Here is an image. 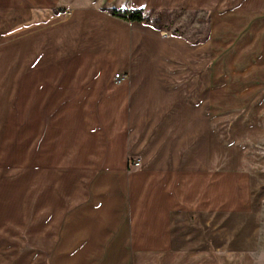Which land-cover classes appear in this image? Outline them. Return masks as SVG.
<instances>
[{
	"label": "crops",
	"instance_id": "1",
	"mask_svg": "<svg viewBox=\"0 0 264 264\" xmlns=\"http://www.w3.org/2000/svg\"><path fill=\"white\" fill-rule=\"evenodd\" d=\"M110 7L264 19L0 0V264H264V21L191 44Z\"/></svg>",
	"mask_w": 264,
	"mask_h": 264
},
{
	"label": "rangeland",
	"instance_id": "2",
	"mask_svg": "<svg viewBox=\"0 0 264 264\" xmlns=\"http://www.w3.org/2000/svg\"><path fill=\"white\" fill-rule=\"evenodd\" d=\"M97 4L98 3H96L94 6H96ZM208 15H207V11L196 12L193 14L182 12V13H179L176 18H173V19L170 18L169 20L171 22H169V24L171 23L172 26L182 25V27L184 28V30L182 31L184 32L186 36H192V35L193 36H206L205 42H207L210 39L212 31L214 30V25H215L213 24L214 20L217 21V25L219 27L218 28V31H220L219 36L223 38L228 36L227 27L229 26L241 27L242 25L244 26L252 25V26L257 27V25H262L260 24V22L264 21V19H260L256 17H249L247 19H241L240 17L219 16V17L214 18L212 17V13L211 14L209 13ZM164 34L169 35L170 32L167 31V33L165 32ZM254 60H255V57H254ZM262 125L264 126V123ZM260 155L264 156V146L260 147Z\"/></svg>",
	"mask_w": 264,
	"mask_h": 264
},
{
	"label": "trees",
	"instance_id": "3",
	"mask_svg": "<svg viewBox=\"0 0 264 264\" xmlns=\"http://www.w3.org/2000/svg\"><path fill=\"white\" fill-rule=\"evenodd\" d=\"M109 14L127 20V21H134L139 22L143 25L150 26L156 30H160L162 32H170V35L181 37L187 42L191 44H200L204 43L206 40V36H186L182 30L184 28L182 25L179 26H172L169 19L176 18L179 13H182L177 10L167 11H153V10H145L143 8H106L104 9ZM171 15V16H170ZM176 15V16H174Z\"/></svg>",
	"mask_w": 264,
	"mask_h": 264
},
{
	"label": "built area",
	"instance_id": "4",
	"mask_svg": "<svg viewBox=\"0 0 264 264\" xmlns=\"http://www.w3.org/2000/svg\"><path fill=\"white\" fill-rule=\"evenodd\" d=\"M115 78L119 79V78H123V77H120V75L117 73V74H115ZM134 165H136V166L139 165V161H135Z\"/></svg>",
	"mask_w": 264,
	"mask_h": 264
}]
</instances>
